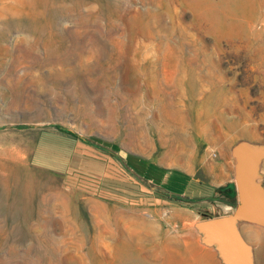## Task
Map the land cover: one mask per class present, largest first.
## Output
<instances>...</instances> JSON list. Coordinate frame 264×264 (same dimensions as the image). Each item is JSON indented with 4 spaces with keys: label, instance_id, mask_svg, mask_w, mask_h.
<instances>
[{
    "label": "rangeland",
    "instance_id": "obj_1",
    "mask_svg": "<svg viewBox=\"0 0 264 264\" xmlns=\"http://www.w3.org/2000/svg\"><path fill=\"white\" fill-rule=\"evenodd\" d=\"M43 131L163 202L68 184ZM239 140L264 142V0H0V264H222L194 224L235 206L216 188ZM240 228L264 264V228Z\"/></svg>",
    "mask_w": 264,
    "mask_h": 264
},
{
    "label": "water",
    "instance_id": "obj_2",
    "mask_svg": "<svg viewBox=\"0 0 264 264\" xmlns=\"http://www.w3.org/2000/svg\"><path fill=\"white\" fill-rule=\"evenodd\" d=\"M230 151L234 159L235 206L225 215L202 218L194 226L201 242L215 249L222 264H255L253 247L241 233L240 224L264 228V142L239 140Z\"/></svg>",
    "mask_w": 264,
    "mask_h": 264
},
{
    "label": "trees",
    "instance_id": "obj_3",
    "mask_svg": "<svg viewBox=\"0 0 264 264\" xmlns=\"http://www.w3.org/2000/svg\"><path fill=\"white\" fill-rule=\"evenodd\" d=\"M39 148L51 156L57 145L68 149L69 163L65 168L66 182L77 188L103 199L116 200L124 204H151L163 202V198L151 197L150 187L133 177L125 168H121L107 152L96 151L91 142L73 136L43 131L38 137ZM108 147V144L102 143ZM129 162H141L143 159L134 155L127 156ZM136 171V169H135ZM224 197L233 199L236 196L234 183L231 182L216 188ZM225 198V199H226Z\"/></svg>",
    "mask_w": 264,
    "mask_h": 264
},
{
    "label": "built area",
    "instance_id": "obj_4",
    "mask_svg": "<svg viewBox=\"0 0 264 264\" xmlns=\"http://www.w3.org/2000/svg\"><path fill=\"white\" fill-rule=\"evenodd\" d=\"M223 208L226 213H229L233 209L231 205H225Z\"/></svg>",
    "mask_w": 264,
    "mask_h": 264
},
{
    "label": "crops",
    "instance_id": "obj_5",
    "mask_svg": "<svg viewBox=\"0 0 264 264\" xmlns=\"http://www.w3.org/2000/svg\"><path fill=\"white\" fill-rule=\"evenodd\" d=\"M229 183H231V181H230V180L228 181V184H229ZM225 214H227V213H226L225 211H223L221 214H218V215L220 216V215H225ZM245 224H248V223H245ZM240 231H241V233L243 234V232H242L241 228H240ZM243 236H244V234H243ZM244 237H245V236H244ZM245 239L247 240V238H246V237H245ZM247 241H248V240H247ZM248 242H249V241H248Z\"/></svg>",
    "mask_w": 264,
    "mask_h": 264
}]
</instances>
